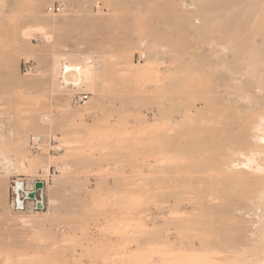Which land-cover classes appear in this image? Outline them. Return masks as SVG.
I'll return each instance as SVG.
<instances>
[{
    "label": "rangeland",
    "instance_id": "rangeland-1",
    "mask_svg": "<svg viewBox=\"0 0 264 264\" xmlns=\"http://www.w3.org/2000/svg\"><path fill=\"white\" fill-rule=\"evenodd\" d=\"M220 23L197 0H0V264H257L264 173L226 167L264 150V99L217 92ZM59 55L92 56L94 85L66 87Z\"/></svg>",
    "mask_w": 264,
    "mask_h": 264
},
{
    "label": "bare ground",
    "instance_id": "bare-ground-1",
    "mask_svg": "<svg viewBox=\"0 0 264 264\" xmlns=\"http://www.w3.org/2000/svg\"><path fill=\"white\" fill-rule=\"evenodd\" d=\"M201 2L205 3V7L208 12L214 13L221 21L220 29L217 33L218 37L211 39L205 44L206 48L204 49V51L210 53L211 56L217 59L216 63H214L213 66H208L207 72L215 67L223 68V66L229 60L234 61V66L232 65L233 67L228 68L225 66L227 70L224 69L226 71L222 75L225 89L221 90L220 86L218 85L219 88L217 92L224 93L225 99H233V98L247 99L249 95H253L256 93L260 95V98L264 99V0H197L198 4H200ZM38 13L39 11L36 10L34 13L35 19L39 17ZM196 19L197 21H199V17H197ZM43 29L44 28L41 26L26 27L21 32V37H22L21 40L24 37L31 36L33 31H38ZM234 43L235 45L237 44V46H239L241 49V51H239L238 54L237 52L234 51L235 48ZM61 59L67 60L66 62L63 63V69L61 73L62 83L65 84L66 87L70 84H73V86L76 88H80L83 85L90 87L94 85L96 68L93 64L92 56L89 55L85 56L83 58L84 59L83 61H81V59L79 58L76 60H72V59L68 60L67 57H64L63 55L56 56L54 58L53 64L57 68L61 63ZM197 78H198L197 79L198 85L201 86L203 81L202 71L199 70ZM231 88H233V90H229ZM59 89L60 87L57 84L55 86V91H59ZM202 92L203 93L207 92V90H203ZM252 104L254 103L252 102ZM249 107H251V105ZM65 109L67 110V108ZM254 129L256 130L257 133L253 135L252 139L254 141L264 143V114L259 115V122L256 125H254ZM252 149L248 153L241 152L240 155L245 156L244 161H241V163H237V161H231L229 166L226 168L229 167L234 168L236 166L239 167L242 165L243 167H248L253 169L256 173H264V150H260L259 148H255V149L252 148ZM6 152H7L6 149L2 147V145H0V161L2 163L11 162L14 165L15 164L13 162L14 158L9 157L8 154H6ZM27 166L28 164L25 166V168H27ZM258 197L263 198L264 193L263 195L261 194ZM263 199H261L262 201L260 199L259 200L263 202L264 201ZM259 242L262 244V246L261 245L260 246L263 248H261L260 250L259 247L260 251L258 253L259 255H261V257L257 260V264H264V246H263L264 223L263 226L261 227ZM258 245L259 244H257L256 247ZM184 253L182 257L186 255ZM212 255H216V254L213 253ZM185 257H183V259L181 258L179 259L180 261H182L181 262L182 264L184 262L183 260ZM233 259L235 260L236 258H231L230 260L233 261ZM244 259L245 258L243 257L242 261H244ZM190 260L191 259L187 260V262L189 261L188 264H193V262L196 263L199 260V258L197 259V261H194L196 259L193 258L192 259L193 262L192 260L191 261ZM187 262L184 263L186 264ZM204 262L207 264V260ZM204 262L202 260V262L199 263L203 264ZM211 262L213 263V260ZM247 262L248 264H250L249 259ZM199 263L197 262L196 264ZM241 264H245V262Z\"/></svg>",
    "mask_w": 264,
    "mask_h": 264
},
{
    "label": "built area",
    "instance_id": "built-area-1",
    "mask_svg": "<svg viewBox=\"0 0 264 264\" xmlns=\"http://www.w3.org/2000/svg\"><path fill=\"white\" fill-rule=\"evenodd\" d=\"M63 9H64V5L63 4H56V5L53 4V5H50V6L47 7V12H49V13H60L61 11H63ZM34 39H35V41H39L40 40V36H35ZM68 86L74 87L73 84H70ZM88 98H89V94L86 93V92H77L73 96L74 102L76 104H78V105H84V104H86L87 101H88ZM41 140H42V138L40 136H33L31 138L33 147L38 148V145L40 144ZM20 190H22V188H20ZM32 191H35V190H31V191L24 190V192H32ZM37 194L38 193H36V196L34 198V200L36 201V203L38 201H42L43 202V200L37 198ZM21 199H22V195L20 194L18 196V199H17L18 207L23 208V201ZM43 204H44V202H43Z\"/></svg>",
    "mask_w": 264,
    "mask_h": 264
},
{
    "label": "water",
    "instance_id": "water-1",
    "mask_svg": "<svg viewBox=\"0 0 264 264\" xmlns=\"http://www.w3.org/2000/svg\"><path fill=\"white\" fill-rule=\"evenodd\" d=\"M39 188H42V183L41 182H38L36 184V190L39 189ZM27 196L30 197V198H35L36 196V192L35 191H32V192H26ZM44 207V204L42 201H38L37 202V208L38 209H42Z\"/></svg>",
    "mask_w": 264,
    "mask_h": 264
}]
</instances>
